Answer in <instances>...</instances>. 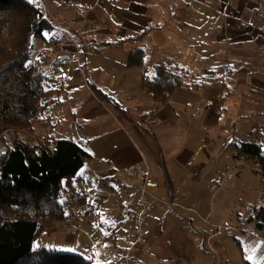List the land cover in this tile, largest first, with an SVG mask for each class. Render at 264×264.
<instances>
[{
	"label": "crops",
	"instance_id": "1",
	"mask_svg": "<svg viewBox=\"0 0 264 264\" xmlns=\"http://www.w3.org/2000/svg\"><path fill=\"white\" fill-rule=\"evenodd\" d=\"M30 1L35 3V0ZM198 1L200 3L195 5ZM230 1L233 0H39V6L45 15L70 34L73 33L71 36L81 50L78 54V48L69 37L51 28L47 34L44 33V38L37 39L41 42V51L45 39L56 38L69 52L57 57L54 54L47 55L36 51L33 56L32 64L39 67L47 79L46 88L49 99L53 100L50 97L55 88L58 87L60 92L56 103L49 104L46 113L48 117H51L49 120L55 121L59 105L62 104L60 98L69 94L71 98L65 99L69 102L73 99L77 113L73 118L76 121L81 118V127L79 126L76 138L65 140H73L87 151L91 158L86 163L90 172L83 173L85 166L76 178L63 182L61 202L66 208L65 219H73L76 229L65 232L59 230L60 227L53 226L60 225L61 222H51L50 228L36 241L35 247L39 240L40 249L53 242L52 250L64 252L78 249L85 254L93 253L97 264H145L144 252L150 243L144 242L141 236L136 238L135 219L129 213L126 214L123 208L126 196L118 194L127 186L128 189L130 187L133 190H136L135 186H140L142 191L143 176L148 175L158 183V187L148 188L145 195L157 198L156 191L161 188L160 173L164 165L167 166V162L162 160V149L164 159H170L178 151L172 143L173 139L179 138L186 144L191 135L194 140L204 139L210 142L208 137L196 136L200 129L203 130L204 126H208L207 105L219 98L222 87L220 89L218 85L209 82V79L213 77L203 75L202 79L207 82L203 83L201 88L178 89L170 103L148 119L150 127L155 129V136L150 137L145 133L142 123L118 115L116 108L114 110L109 103L102 102L92 90L90 80L95 88L102 90L113 99L119 112L126 113L127 109L123 104L114 99L115 90L118 87L121 94L126 96V92L132 88L130 85L138 82L143 71L137 68L127 69L126 64L134 48H125V41L149 38L152 28L156 29L154 33L157 34H168L167 31L171 29L170 31L173 32L174 28L179 29L183 35L203 34L206 27L201 26L197 19L200 17L199 14L214 16L215 19L225 17L229 6L227 2ZM235 1L237 7L235 6V9L228 7V11L232 14L233 20L241 21L246 16L244 11L250 0ZM260 14L255 11L250 14L253 24ZM86 21L95 25L92 27L84 25ZM71 24L75 25L77 30H70ZM224 24L218 31L219 36L213 44L200 37L194 38L196 41L191 40L196 45H216L203 47L207 51L204 53L203 60L210 54L220 59L227 58L225 52L228 42L230 41L235 47L247 33L255 42L259 39L264 40V25L247 24L244 28L241 26L242 23L238 24V22L230 24L224 22ZM218 27L213 30L217 31ZM100 34L115 35L116 40L100 43L112 51L117 50V53H113V60L121 55V51L128 53L127 58H123V69L120 70L119 77H116L115 61L112 64L110 61L112 59L109 58V62L105 64L106 55L95 48L96 35ZM190 46L193 45L190 44ZM215 47H218V50L211 53ZM144 71H146L145 67ZM78 72L83 75V81L78 80ZM205 72L209 73L210 70ZM121 78L123 79L120 80ZM109 80L111 83L106 85L105 83ZM48 82L51 84L50 87ZM119 82L123 84H118ZM55 84L57 87H52ZM259 86L258 89H264V85ZM85 95L89 98L88 102L84 101ZM127 101L130 102L129 97ZM235 129L232 136H228V141L233 138ZM193 130L195 133L190 134L189 131ZM236 152L232 159L236 156ZM101 186L106 189L102 190ZM115 195L117 197L113 198ZM68 201H73V205L67 206ZM156 221L155 226L158 222ZM96 226L102 228H95ZM257 227L260 230L259 233L254 234L253 228L249 227L241 234L242 242L239 249L243 264L245 261L250 264H264V236L261 235L264 227L260 228L259 225ZM134 238L136 240L132 241ZM129 251V259L123 260V253L127 257Z\"/></svg>",
	"mask_w": 264,
	"mask_h": 264
},
{
	"label": "rangeland",
	"instance_id": "2",
	"mask_svg": "<svg viewBox=\"0 0 264 264\" xmlns=\"http://www.w3.org/2000/svg\"><path fill=\"white\" fill-rule=\"evenodd\" d=\"M35 3L39 6V0H35ZM198 3L200 1L195 2V5ZM227 4L229 8L237 7L235 0L227 2ZM228 7L225 17L217 19L214 16L199 14L200 17L197 19L202 24L201 26L206 27L203 34L183 35L177 28H174L173 32L170 31L171 29L168 30V34H157L154 33L156 29L152 28L153 31L149 38L125 41V48L145 50V70L151 78L155 76L156 67L164 64L172 71L186 73L187 82L190 84L206 83L207 81L202 79L203 75L213 77L209 79V82L218 85L220 89L222 83L227 80L234 82L228 86L231 104H229V111L225 113L220 126L215 128L204 126L196 136L210 138L209 143L204 139L194 140L191 135L186 144L179 138L173 139L172 143L175 144L178 151L170 159H164L162 149V160L167 162V166L164 165L160 173L161 188L156 191L158 193L156 199L145 195L140 186H135L136 190L130 187L128 189V186L124 187V190L118 194L126 196L123 208L126 214L129 213L135 219L136 238L141 236L144 242L150 243L144 252L145 264H243L239 249L240 242H242L241 234L249 227L253 228L254 234L260 232L257 227V214L264 207V172H258L251 167L232 171L236 157L232 159V156L236 151V155L240 152V146L243 143H257L264 150V89H258L259 85H264V40L259 39L255 42L249 33L244 34L240 44L235 47L230 41L228 42L225 52L227 58L220 59V57L210 54L205 60H203V56L207 51L203 47L216 45H196L191 42V40L196 41L195 39L200 37L213 44L219 36L218 31L225 25L224 22L228 24L242 23L241 26L244 28L247 27V24L250 26L264 25V0H250L245 7L246 16L241 21L232 19ZM254 11L261 14L253 24L250 14ZM84 25L92 27L95 24L86 21ZM70 26H72L69 27L70 30H77L75 25L71 24ZM217 26H219L218 30H213ZM49 39L43 41V48ZM95 40L98 45L95 48L106 55L107 61L104 63L107 64L109 58L112 59L110 60L112 64L115 61L116 77H119L121 75L119 72L123 69V58H127L128 53L121 51V55L113 60V53H117V50L112 51L100 43L116 40L115 35L100 34L96 35ZM38 41L35 39L32 41L34 50L31 63L36 51L42 53L41 42ZM217 50L218 47H215L211 53H215ZM68 53V50L65 49L63 55ZM224 62L227 65H224ZM209 70V73L205 72ZM78 80L83 81V75L79 72ZM110 81L105 84H110ZM121 82L118 84H123ZM90 83L92 90L98 96L99 93L95 90L92 80ZM131 86L132 88L126 92V96L121 94L118 87L115 90L116 97L114 99L123 104L127 109L126 113L119 112L120 110L113 99L107 102L100 96L98 97L102 102L109 103L112 109L116 108L118 115L142 123L145 133L153 137L155 129L150 127L149 118L146 120L144 118L147 113L156 108V105L140 91L138 82ZM52 87H57V84ZM59 93V88H55L50 97L53 100L46 96L45 101L48 104L56 103ZM127 97L130 102L127 101ZM65 98L71 97L68 94L60 98L62 104L59 105L57 117L53 115L55 121L49 120L51 117L37 121L35 122L36 131L33 134L29 133L26 128L21 129L22 137L27 141H34L38 138L44 143L76 138L79 126L81 127V118L78 121L73 118L76 113L75 103L72 102L73 99L69 102ZM84 101H89L87 95H85ZM79 108L80 99L78 111ZM183 116L185 117V115ZM234 128H236L234 136L228 141V136H232ZM189 132L190 134L195 133V130ZM16 134L15 130H11L0 137V154L13 147V139ZM37 135L38 137H36ZM82 171L83 173L90 172V168L86 166ZM145 176H143V181ZM100 188L106 189L102 186ZM71 194L73 193L71 192ZM115 197L117 195L113 198ZM155 221L157 222L156 226ZM53 226H58L59 230L65 232L72 231L69 229H76V226L64 228L61 224ZM95 228L101 229L102 227L96 226ZM261 235L264 236V232ZM135 240V238L132 239V241ZM52 244L53 242L45 248L53 249ZM40 246L39 240L36 247L40 248ZM130 251L127 257L123 253V260L129 259ZM64 252L83 255L94 262L97 260L93 253L85 254L78 249L65 250Z\"/></svg>",
	"mask_w": 264,
	"mask_h": 264
},
{
	"label": "trees",
	"instance_id": "3",
	"mask_svg": "<svg viewBox=\"0 0 264 264\" xmlns=\"http://www.w3.org/2000/svg\"><path fill=\"white\" fill-rule=\"evenodd\" d=\"M49 28L43 9L32 1L0 0V137L11 130L17 132L13 147L0 154V264H97L83 255L35 247L51 222L65 219L63 182L76 178L91 158L73 140L44 143L27 141L21 135L24 128L33 134L35 122L48 117L46 77L33 66L31 57L32 41L44 38ZM145 58L144 50L137 49L126 64L127 69L143 71L138 87L156 105L145 120L167 106L178 89L196 90L203 85L188 83L186 73L164 64L156 67L151 78L144 71ZM229 84L234 82L222 83L219 98L207 105L208 127H217L227 112ZM95 90L112 101L102 90ZM240 152L264 160V150L257 143L241 144ZM257 221L264 227V207Z\"/></svg>",
	"mask_w": 264,
	"mask_h": 264
},
{
	"label": "built area",
	"instance_id": "4",
	"mask_svg": "<svg viewBox=\"0 0 264 264\" xmlns=\"http://www.w3.org/2000/svg\"><path fill=\"white\" fill-rule=\"evenodd\" d=\"M45 18H46L47 23L49 24V26L52 30L63 33L65 36L69 37L73 41L74 45H76L75 47L78 48V54H80L81 50L79 47H77L78 46L77 42L73 39L71 34L68 31H66L65 29H63L61 27V25H58L57 23L51 21L49 19V17H47L46 15H45ZM65 49H66V47L63 45V43L60 40H58L56 38H51V39H49L46 46L42 49V53L47 54V55L48 54H54L57 57H61L63 55ZM245 167H251L258 172H264V160H262L259 157H254V156L239 152L236 155V157L234 158L232 171L242 169ZM135 174H137V173L135 172ZM156 187H158V183H156L152 178H150V177H148V175H146L144 177L143 193L146 194L148 192L147 191L148 188H156ZM70 205H73V201L67 202V206H70ZM60 224L64 228L75 227L73 219H71V220L65 219V220L61 221Z\"/></svg>",
	"mask_w": 264,
	"mask_h": 264
}]
</instances>
